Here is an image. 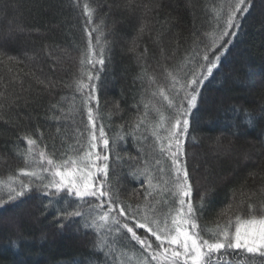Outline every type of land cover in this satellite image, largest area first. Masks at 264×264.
Segmentation results:
<instances>
[{
	"label": "trees",
	"instance_id": "16d2710c",
	"mask_svg": "<svg viewBox=\"0 0 264 264\" xmlns=\"http://www.w3.org/2000/svg\"><path fill=\"white\" fill-rule=\"evenodd\" d=\"M230 2L0 0V200L28 185L27 196L0 209V264H118L120 249L141 248L125 241L105 255L107 248L94 247L98 234L84 218L61 215L84 202L46 188L43 169L51 168L48 159L62 165L93 143L126 210L159 208L155 127L162 117L167 128L176 120L181 86L206 71V53L220 61L197 86V106L179 136L197 231L205 239L233 234L237 217L264 215V0H248L240 26L229 29L237 35L210 48ZM134 230L161 250L151 233ZM224 260L264 264L242 249L224 252Z\"/></svg>",
	"mask_w": 264,
	"mask_h": 264
},
{
	"label": "snow or ice",
	"instance_id": "6c2138e0",
	"mask_svg": "<svg viewBox=\"0 0 264 264\" xmlns=\"http://www.w3.org/2000/svg\"><path fill=\"white\" fill-rule=\"evenodd\" d=\"M247 4L248 0H234V4L229 3L226 25L218 37H213L210 48H216L218 44L224 47L225 45L221 44V41H223L225 36L237 35L235 31L229 32V29L240 26L238 15L248 11ZM85 14L91 17V10L86 9ZM89 49L91 50V45ZM204 59L208 63L201 64L200 67L206 69V71L204 73L194 72L193 77L185 85L181 86L184 96L176 112L175 124L168 132L170 138L168 151L172 158L175 195H179L182 198L178 200L179 207L170 209L168 213L164 214L165 223L163 226H161L159 219L156 218V212L152 205L146 206L143 215H140L138 210L133 212L130 206L127 210L122 206L118 197L113 195L112 189L107 183L108 168L106 165L97 166L96 168V171L105 177L104 180H100L98 177L93 176L91 169L85 172L83 168H79L76 160L69 159L64 161L63 170H61V165H56L52 159L47 160L51 168H44L43 171L50 172L53 178L45 187L55 189L57 194L66 193L68 197H74L75 200L84 202L83 206L77 205L72 212L61 211V215L65 220L71 217L84 218V227L91 228L98 234L94 247L98 245L101 249L107 248L108 252L105 255L115 252L117 243L123 245L125 241L127 243L135 241L144 252L151 256V261H157V264H181V260L183 264H222L224 252L235 249L245 250L249 254L258 253L261 257H264V215L258 218L253 215L243 221L237 217L234 235L227 230H221L212 233L210 239H205L197 231L196 211L191 201L192 187L189 183L187 171L181 168L176 157L181 152L179 136L188 129L189 120L187 115L197 106L199 97V88L197 86L202 85L209 76L213 75V70L217 68L220 56L216 55L214 59H210L206 53ZM91 62L89 60V63ZM98 62L102 64L103 60ZM173 80H175V77H173ZM161 95H163V91ZM164 99L168 100L169 98L165 95ZM169 106H172L171 101H169ZM89 121L91 122L90 110ZM176 129L181 131L177 132ZM100 135L101 137L104 135L102 129ZM93 138L95 139V137ZM173 142L176 145V151H171ZM27 143L34 145L35 141L28 139ZM104 143L107 144L108 141L105 140ZM161 151H164V149L162 148ZM41 158H44L43 153H41ZM104 159L106 160L107 157H104ZM29 175L37 174L29 173ZM27 188L28 185H22L20 191H16L14 188L9 189L8 200H0V209L5 208L7 204L18 201L21 197L27 196ZM168 216H171L170 225L166 222ZM129 220H136L137 222L130 227ZM134 228L144 229L146 232L151 233L152 236H155L156 241L160 242L161 250L156 251L153 245L146 238L138 235ZM109 237L112 238L111 244L109 243ZM165 242L168 245L178 246L183 251L164 247ZM151 261L145 258L142 261H138V264H151Z\"/></svg>",
	"mask_w": 264,
	"mask_h": 264
},
{
	"label": "rangeland",
	"instance_id": "374dc122",
	"mask_svg": "<svg viewBox=\"0 0 264 264\" xmlns=\"http://www.w3.org/2000/svg\"><path fill=\"white\" fill-rule=\"evenodd\" d=\"M175 124V121L172 124L168 125V128L166 127V123L164 122L163 119H159V121L157 122V125L155 127V130L157 132V134L154 133V135L157 138V145L159 150L161 151V149L163 148L164 151L162 152L161 156L157 155V160H156V167H157V174L156 176H158V180L160 179V186L155 187L156 190H158L159 192V196H158V200L156 202H159V208H156L154 211L156 212V218L159 219L161 226L164 225L165 223V213H168L170 209H174L179 207L178 205V200L182 197H180L179 195H175V187L173 184V179H174V172L172 170L173 166H172V158H171V154L168 151V145H169V136H168V132L169 130L173 127V125ZM177 131V129H176ZM91 139H94V135L93 132L94 128H91ZM180 139V138H179ZM180 141L182 142V139H180ZM97 146V145H96ZM181 146V145H180ZM171 151H176V145L173 142L172 143V148ZM180 153V152H179ZM179 153L177 154V159L179 161ZM97 150L95 149V146H91V149L86 150L80 157L73 159L77 161V165L79 168H83L85 170V172H87L89 169H91V171L93 172V176L94 177H99L100 180L104 179L103 174L98 173L96 171L97 166H102V161H103V157H100L99 159H97ZM63 165V164H62ZM61 165V170H63V167ZM87 166V167H86ZM145 173H148L150 177H152L151 172L146 170ZM49 177L52 180V175L51 173L48 174ZM154 176V173H153ZM58 179V178H57ZM158 204V203H157ZM159 209V210H158ZM144 212H141L140 215H143ZM174 214V213H173ZM138 219V217H137ZM135 222H137L135 220ZM169 225L171 224V216L167 217V221H166ZM236 229V228H235ZM235 230L233 232L232 235H234ZM112 242V238L109 237V243L111 244ZM167 243V242H165ZM174 248H176V250L178 251H183V249L179 248L178 246L172 245ZM116 248V246H115ZM245 253H247L245 250H243ZM117 255V261L118 264H138V261H142L145 258H147L149 261H151L148 257V255L141 249V248H135L134 251L131 250H119ZM254 257L256 256H260L258 253L257 254H251ZM227 261L224 260V262L222 264H227ZM151 264H153V262H151Z\"/></svg>",
	"mask_w": 264,
	"mask_h": 264
}]
</instances>
